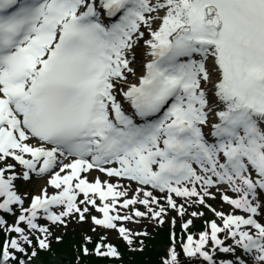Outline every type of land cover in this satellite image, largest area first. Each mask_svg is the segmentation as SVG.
<instances>
[{"label":"snow or ice","instance_id":"snow-or-ice-1","mask_svg":"<svg viewBox=\"0 0 264 264\" xmlns=\"http://www.w3.org/2000/svg\"><path fill=\"white\" fill-rule=\"evenodd\" d=\"M165 226L156 264H264V0H0V264Z\"/></svg>","mask_w":264,"mask_h":264},{"label":"trees","instance_id":"trees-1","mask_svg":"<svg viewBox=\"0 0 264 264\" xmlns=\"http://www.w3.org/2000/svg\"><path fill=\"white\" fill-rule=\"evenodd\" d=\"M167 236L163 235L161 238L152 237L149 239V246L147 250L143 253H133L127 257V264H156L157 258L160 254L163 244L167 241ZM80 238L73 239L72 237H67L60 244H55L53 246V251L55 256H50L47 253L41 254V259L51 260L52 264H65V262L75 261V247L78 245ZM94 259V258H93ZM100 264H105V262H99Z\"/></svg>","mask_w":264,"mask_h":264}]
</instances>
